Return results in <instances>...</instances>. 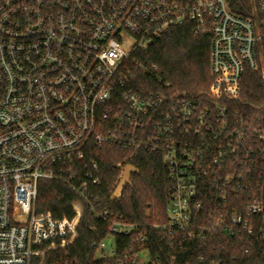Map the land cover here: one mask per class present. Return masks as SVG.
Returning <instances> with one entry per match:
<instances>
[{
	"label": "built area",
	"instance_id": "obj_1",
	"mask_svg": "<svg viewBox=\"0 0 264 264\" xmlns=\"http://www.w3.org/2000/svg\"><path fill=\"white\" fill-rule=\"evenodd\" d=\"M235 1L0 0V264H32L44 242L77 233L85 207L101 201L91 195L99 165L86 159L106 145L162 155L173 195L167 223L151 228L168 235V251L221 235L254 241L264 255V104L250 116L232 106L247 71L264 82V0H251L249 17ZM187 23L211 36L207 102L170 96L168 84L130 90L126 63ZM42 180L77 196L71 219L37 211ZM95 216L111 237L136 236L122 257L95 243V261H176L151 252L162 239L144 226L107 209Z\"/></svg>",
	"mask_w": 264,
	"mask_h": 264
},
{
	"label": "trees",
	"instance_id": "obj_2",
	"mask_svg": "<svg viewBox=\"0 0 264 264\" xmlns=\"http://www.w3.org/2000/svg\"><path fill=\"white\" fill-rule=\"evenodd\" d=\"M186 6L194 0H173ZM251 0H237L233 11L245 17L251 16ZM211 36L195 34L193 25L187 23L174 27L160 41L145 52L134 54L126 63L129 89L148 95L167 87L168 94L188 93L207 102V95L215 86L210 71ZM139 61L145 70L136 69ZM209 102V101H208ZM264 104V82L261 77L247 71L240 86L239 99L232 106L240 113L250 116ZM96 161L99 165L100 185L91 195L100 198L98 204L85 207L77 233L65 239L44 242L36 248L32 264H120L119 258L95 261L93 245L112 239L117 255L122 257L136 239L134 237H111L109 226L95 213L109 210L111 218L119 216L131 224L145 228L144 234L152 241L162 243L150 247L153 254L164 250L168 258L176 253L172 264H264V255L254 241L230 239L218 235L207 241L193 240L185 243L183 250H167L168 235L151 228L154 224L167 223L169 203L173 195V182L169 178L162 155L139 152L130 153L115 146L106 145L96 149L86 163ZM126 161V162H124ZM132 165L139 173L131 177L121 200H112L122 177L121 168ZM235 199V196H231ZM77 196L57 181L42 180L39 184L37 211L51 213L56 220L73 217L72 203ZM236 204V203H235ZM203 258L200 261V258ZM166 264H170L167 262Z\"/></svg>",
	"mask_w": 264,
	"mask_h": 264
},
{
	"label": "water",
	"instance_id": "obj_3",
	"mask_svg": "<svg viewBox=\"0 0 264 264\" xmlns=\"http://www.w3.org/2000/svg\"><path fill=\"white\" fill-rule=\"evenodd\" d=\"M122 171H123L122 178H121L119 185L117 186L115 193L113 195V198H112L113 201L114 200L119 201L123 198L126 186L131 184V177L134 174L139 173V170L132 165L125 166L122 169Z\"/></svg>",
	"mask_w": 264,
	"mask_h": 264
},
{
	"label": "rangeland",
	"instance_id": "obj_4",
	"mask_svg": "<svg viewBox=\"0 0 264 264\" xmlns=\"http://www.w3.org/2000/svg\"><path fill=\"white\" fill-rule=\"evenodd\" d=\"M108 252H111L114 248V240L109 239L107 240Z\"/></svg>",
	"mask_w": 264,
	"mask_h": 264
}]
</instances>
